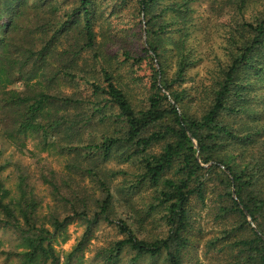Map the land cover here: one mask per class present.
<instances>
[{
    "label": "trees",
    "instance_id": "trees-1",
    "mask_svg": "<svg viewBox=\"0 0 264 264\" xmlns=\"http://www.w3.org/2000/svg\"><path fill=\"white\" fill-rule=\"evenodd\" d=\"M100 1L0 0V155L3 145L23 150L31 138L41 151L67 158L65 174L44 179L64 210L50 208L48 216L39 215L26 176L17 178L16 192L6 187L0 164V226L23 248L8 256L58 264L52 239L79 219L85 232L69 258L103 220L122 237L111 242V263L128 251V264H184L201 243L221 255L216 264H264V109L253 96L264 85V0H212V11L228 20L225 46L196 97L182 88L200 60L189 43L196 0ZM102 3L107 16L98 11ZM124 13L127 23L119 22ZM96 18L109 23L104 44L95 39ZM111 44L120 46L125 82L111 70ZM172 52L177 63L169 74ZM63 84L81 95L63 93ZM120 149L141 170L122 187L150 190L140 214L121 190L116 200L111 179L119 173L102 167ZM71 174L89 178L92 193ZM117 206L131 224L114 219ZM156 214L160 229L140 237L144 218ZM208 219L218 228L207 230Z\"/></svg>",
    "mask_w": 264,
    "mask_h": 264
},
{
    "label": "rangeland",
    "instance_id": "rangeland-1",
    "mask_svg": "<svg viewBox=\"0 0 264 264\" xmlns=\"http://www.w3.org/2000/svg\"><path fill=\"white\" fill-rule=\"evenodd\" d=\"M100 4V0H97ZM212 0H196L194 1L190 8L192 12V21L190 22V29H197L193 34L190 44L194 47V54L196 58H199V62L194 67L187 70L188 79L182 88L188 90L192 97H196L198 92L207 83L209 78L208 70L212 68L213 60L218 57L221 58L223 55L224 42L223 38L225 33L222 32V23L227 24L226 19L218 17V15L212 11L211 6ZM217 9H220L223 4H217ZM248 14L255 10L254 5L248 7ZM99 13L107 16L109 13L108 8L106 9L105 4L99 6ZM128 13H124L119 22L127 23ZM100 21L96 18L94 22V33L95 39L98 43L104 44L108 32L106 27L109 23ZM192 23L194 24L192 26ZM111 24L115 25V22L111 21ZM145 29V28H144ZM211 32L208 41H205L207 32ZM197 37L198 41H193V37ZM110 38V35H109ZM146 38L145 31L143 32V40ZM135 43H140V41H135ZM210 46V51L208 52V47ZM120 46L111 44V70L113 75L122 79L123 82L128 78L129 71L126 69V65L122 63L119 55H117V50ZM136 49V47L134 46ZM168 47L166 48V51ZM175 50V49H174ZM173 50V52H174ZM170 58V68L169 74L175 71V65L177 63V54H173ZM116 55V56H115ZM168 55V53H166ZM83 59L79 63H82L85 58L88 57L87 54H82ZM116 57V58H115ZM224 58V57H223ZM60 89L63 93L71 95L78 93L81 95V91L76 92L75 85H61ZM136 89L134 90V92ZM83 96V95H82ZM253 96L257 99L255 102L258 104V109H264V85L255 87ZM136 97V95H134ZM25 146L23 150H19L17 147L5 144L2 146V152L0 155V164L4 166L2 171V177L4 179L6 187L10 188L12 192H16L17 178L20 175L27 177L28 186L33 190V196L39 202L40 216H48L50 214V208H53L57 213L62 214L64 212L63 205L56 202L52 196L50 187L44 182V179L49 177L47 174L50 172H55L56 174H65V156H61L57 151H41L37 146V143L33 139H27L25 141ZM129 151L120 149L111 154V157L105 162L103 168L110 169L113 172H117L111 179V189L112 192L116 194L115 198L119 199L122 197L121 190L125 195V198H130L132 207L135 212L140 214V211L148 209V197L150 190L147 188H139L134 191H129L127 188L122 186L126 185V180H130L132 176L138 174L141 170L136 165L132 159L130 161H125V157L128 155ZM46 175V176H45ZM75 180H82L83 184L86 185L87 191L92 193L93 185L90 183L89 178L75 176L76 174H71ZM58 177V176H57ZM61 177V176H60ZM61 183L60 178L56 179ZM115 220L122 218L129 221L131 224L132 216L128 215L124 208H119L117 206V212L115 213ZM161 214L149 215L144 218V224L142 229H138V234L140 237L151 238L158 229H160L159 220ZM209 223L206 225V229L218 228L210 219L207 220ZM85 232V224L79 219H74L69 223L61 234L56 235L52 239V245L56 254L59 257L58 264H128L130 258L133 256L132 253L124 251L120 254L119 259L111 263L108 259V250L111 247V242L120 240L122 237L118 233L115 227L106 224L103 220H97L94 225H92L90 232L87 234L84 243L82 245V250L72 258L68 257L75 247L78 246L79 242L82 240V236ZM211 234H207L206 237L209 238ZM198 240L200 237H197ZM202 238V237H201ZM21 242L18 241L17 234L9 229L0 226V264H22L20 258L16 256H8L12 252H22L23 248L20 245ZM106 251V252H104ZM221 255H217L212 251L207 252L201 243H195L193 248H190L185 256L184 264H216ZM49 264V263H47ZM138 264H164L161 258L158 259H142Z\"/></svg>",
    "mask_w": 264,
    "mask_h": 264
}]
</instances>
